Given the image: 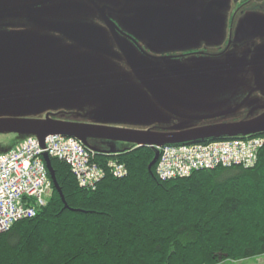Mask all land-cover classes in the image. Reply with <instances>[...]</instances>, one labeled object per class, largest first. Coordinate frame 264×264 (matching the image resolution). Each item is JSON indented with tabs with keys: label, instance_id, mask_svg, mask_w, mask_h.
I'll list each match as a JSON object with an SVG mask.
<instances>
[{
	"label": "rangeland",
	"instance_id": "374dc122",
	"mask_svg": "<svg viewBox=\"0 0 264 264\" xmlns=\"http://www.w3.org/2000/svg\"><path fill=\"white\" fill-rule=\"evenodd\" d=\"M232 1L104 0L117 7L116 13H104L115 23L108 25L92 6L101 5L99 0H0V101L6 104L0 105V119L42 120L64 111L75 117L61 120L153 133L244 122L235 112L250 109L248 97L254 88L259 98L264 94V33L241 36L240 31L253 29L251 25L264 18L260 10L234 12ZM121 41L133 53L129 48L122 51ZM38 50L43 58L32 73L26 72L36 81L11 73L27 67L24 56ZM190 50L196 53L185 55ZM134 67L158 74L152 81L151 71H143L151 88L133 74ZM84 69L88 79L82 85L77 75ZM20 79L26 82L16 94L22 102L9 108L15 105L14 97L3 86ZM112 82L133 90L126 94L133 103L120 101L118 118L91 120V111L100 108L97 99L110 107L111 97L123 93L112 86L110 92L94 96L98 85ZM64 90L74 94L67 98ZM39 106L46 109L35 111ZM83 114L90 119L81 120ZM26 136L1 131L0 152L16 148ZM88 143L100 150L130 146L99 137ZM220 264H264V255Z\"/></svg>",
	"mask_w": 264,
	"mask_h": 264
},
{
	"label": "trees",
	"instance_id": "16d2710c",
	"mask_svg": "<svg viewBox=\"0 0 264 264\" xmlns=\"http://www.w3.org/2000/svg\"><path fill=\"white\" fill-rule=\"evenodd\" d=\"M87 150L101 180L81 185L66 160L50 156L57 185L47 168L52 193L36 216L0 233V264H220L264 255V146L253 166L171 179L157 173L151 147ZM111 161L126 172L115 174Z\"/></svg>",
	"mask_w": 264,
	"mask_h": 264
},
{
	"label": "built area",
	"instance_id": "2783aa9c",
	"mask_svg": "<svg viewBox=\"0 0 264 264\" xmlns=\"http://www.w3.org/2000/svg\"><path fill=\"white\" fill-rule=\"evenodd\" d=\"M264 139L235 138L199 144L159 146L157 173L163 179L184 177L199 169L253 166ZM44 154L66 160L81 185L93 186L103 177V170L91 162L87 148L76 138L48 135L44 143L28 137L19 147L0 153V233L19 220L32 218L45 205L52 192ZM109 166L123 175V165Z\"/></svg>",
	"mask_w": 264,
	"mask_h": 264
},
{
	"label": "water",
	"instance_id": "95a60500",
	"mask_svg": "<svg viewBox=\"0 0 264 264\" xmlns=\"http://www.w3.org/2000/svg\"><path fill=\"white\" fill-rule=\"evenodd\" d=\"M101 2V1H100ZM98 28H94L96 30ZM99 30V29H98ZM127 50V48H126ZM25 60L28 61L27 67H16L15 72L11 70L12 74L15 73H23L25 75L26 82L29 81H36L33 76H27L26 72L30 70L32 73L35 67L43 58L41 51L38 52L34 56H24ZM86 73V70L80 71L77 75V81L80 84H85L88 76H84L83 74ZM134 74L138 76L139 79L142 81V76L136 72L134 68ZM141 77V78H140ZM26 82H22L20 79L18 83L15 85H10L9 83L3 86V91L10 94L14 97L15 105L10 106L9 108L19 107V102H22L18 99L17 93L23 91L24 85ZM143 82V81H142ZM103 83V85H96L98 89L94 91V96L97 97L101 90L110 92L112 86H119L122 90V93L118 90L117 98H112V104L110 107H107L105 101L102 99H97L98 104H100V108L96 110H92L91 114H93L92 118L97 117H107L112 116L110 118H114L116 115L118 118V103L122 100H130L133 103V99L131 96H127L126 94H133V90L123 88L121 85H117L118 82ZM107 85V86H106ZM147 88H151L149 85H145ZM39 86L35 87L38 90ZM81 90L82 88H78ZM65 91V97H69L74 94L73 92ZM126 92V93H125ZM70 94V95H69ZM0 105H3V108H6V104L0 101ZM46 108L45 106L36 108L35 111H44ZM113 110V111H112ZM214 128V129H213ZM213 128H202L198 130H193L189 132H145V131H132V130H119L113 127H101L89 123H82V122H70L66 120L57 119L54 117H50V114H47V117L42 120H29V119H0V132L1 131H14L19 132L20 134L24 135H34L36 136L41 143H44L45 138L50 134H59L64 137H74L80 140L86 147L90 148L93 151H103V152H117L122 151L114 150L115 148H111L110 150H100L98 148L92 147L88 143L89 138H105L113 141H121L126 143L134 144L136 147H143L148 146L154 149L155 157L152 161V165H154L159 157V151L157 147L165 146V145H174V144H190V143H201L206 141L224 139L229 137H237V136H246L256 133H263L264 132V114L253 119L250 121H244L242 123L237 124H225L219 125ZM44 161L47 165L48 170L51 173V176L54 180L55 185V177L54 172L50 165V157L48 154H44Z\"/></svg>",
	"mask_w": 264,
	"mask_h": 264
},
{
	"label": "flooded vegetation",
	"instance_id": "af4514ba",
	"mask_svg": "<svg viewBox=\"0 0 264 264\" xmlns=\"http://www.w3.org/2000/svg\"><path fill=\"white\" fill-rule=\"evenodd\" d=\"M99 1H101V3H102V1H104V0H99ZM231 4H232V9L234 10V12H240V11H248L249 12L250 10H253V11L260 10V11L263 12V18H264V0H233L231 2ZM92 6H93L95 11H98L100 13L101 18L103 17V20H102L103 23H107L108 25L109 24H115L111 19L107 18L104 13L107 12V11L111 12V13H116L117 7H113V6H111V5L107 4V3H102L101 5L96 3V4H92ZM251 6H254V7H251ZM251 26H254V28L250 29L248 31H246V30L240 31L241 36H244L245 34H248L250 32H255V31L256 32L259 31V32L264 33V20H262V22H260V23H253ZM129 36L132 37V38L135 37V36H132V35H129ZM119 44H120V48H121L122 51H126V48H129L132 51V53H133V49H131V47H129L128 44L125 46L123 41H121ZM194 53H196V50H190V51H187L185 53V55H189V54L193 55ZM178 57H179V54L178 55H174L173 58L177 59ZM135 70L141 76L143 75V71H146V72H150L151 71L150 73L152 74V76H151L152 81H155V79L157 78V75H158L152 69H150V70H148V69L140 70L138 68H135ZM133 74H134V71H133ZM142 81H143V83H146L147 85L152 87L151 86V82L147 78L142 76ZM254 89L256 90L257 87L254 88ZM254 89L250 91V94H249V97H248L249 100H251V102H252V105H250V107H249L250 109L246 113H244L242 111L238 112V110L235 112V113L238 114L237 115L238 117H241V115L244 116V118H245L244 121L253 120V119H255V118H257V117H259V116L264 114V94L259 95L260 96V98H259ZM72 114H74V113L60 111V112L54 113L53 115H54V118H57V119H60V118L67 119V118H74L75 116H73ZM53 115L51 114V116H53ZM79 118L81 120H84V119H88L89 120L90 119V118L86 117L84 114L80 115ZM92 119L93 118L91 117V120Z\"/></svg>",
	"mask_w": 264,
	"mask_h": 264
},
{
	"label": "crops",
	"instance_id": "0c3cea01",
	"mask_svg": "<svg viewBox=\"0 0 264 264\" xmlns=\"http://www.w3.org/2000/svg\"><path fill=\"white\" fill-rule=\"evenodd\" d=\"M23 141H24V140H23ZM18 146H19V145H18ZM18 146H17V147H18ZM17 147H16V148H17Z\"/></svg>",
	"mask_w": 264,
	"mask_h": 264
}]
</instances>
